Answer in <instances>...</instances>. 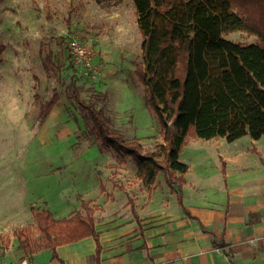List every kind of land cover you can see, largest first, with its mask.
Masks as SVG:
<instances>
[{
    "label": "rangeland",
    "instance_id": "1",
    "mask_svg": "<svg viewBox=\"0 0 264 264\" xmlns=\"http://www.w3.org/2000/svg\"><path fill=\"white\" fill-rule=\"evenodd\" d=\"M137 19L133 0H2L0 215H19L30 207L25 226L35 228L32 208L51 207L65 215L82 196L93 198L100 184L125 187L140 179L131 156L101 148L90 119L70 98L74 80L81 98L102 109L126 138L138 139L144 151L163 142L146 87L136 74L143 41ZM226 37L242 43L258 40L242 31ZM50 51L59 66L54 73L44 66ZM54 92L60 100L41 123V104ZM36 94L40 102H35ZM180 160L226 166L214 140L198 137L194 127ZM142 186L148 188L143 183L136 189Z\"/></svg>",
    "mask_w": 264,
    "mask_h": 264
},
{
    "label": "trees",
    "instance_id": "2",
    "mask_svg": "<svg viewBox=\"0 0 264 264\" xmlns=\"http://www.w3.org/2000/svg\"><path fill=\"white\" fill-rule=\"evenodd\" d=\"M2 0H0L1 4ZM141 31L142 60L136 74L146 87L147 103L157 116L163 142L144 151L138 139H128L112 127L102 109L81 98L72 81L70 98L90 119L102 149L131 156L137 175L151 190L159 172L167 182L185 183L189 164L180 160L191 127L202 139L225 137L233 142L245 135L264 136V0H133ZM242 31L258 40L242 43L226 37ZM4 48L0 45V55ZM1 60V58H0ZM48 72L58 71L53 53L46 54ZM35 102H40L39 94ZM60 100V94L41 104L45 122ZM85 212L57 218L48 209L32 208L35 228L13 231L19 248L33 260L35 253L51 250L88 236L98 240L95 209L83 201ZM38 236H34L33 230ZM5 239L10 234H1ZM226 248L224 242H217Z\"/></svg>",
    "mask_w": 264,
    "mask_h": 264
},
{
    "label": "crops",
    "instance_id": "3",
    "mask_svg": "<svg viewBox=\"0 0 264 264\" xmlns=\"http://www.w3.org/2000/svg\"><path fill=\"white\" fill-rule=\"evenodd\" d=\"M213 140L226 166L189 164L183 184L170 185L161 171L151 190L136 189L142 179L125 187L103 183L105 190L100 184L93 198L82 196L65 215L42 209L62 218L82 211V202L89 201L97 219L99 264H264V136ZM30 211L0 215V235L10 234L9 243L0 237V257L7 264H19L26 256L13 231L27 224ZM97 247L98 240L88 236L59 245L57 257L47 249L32 261L97 264Z\"/></svg>",
    "mask_w": 264,
    "mask_h": 264
},
{
    "label": "built area",
    "instance_id": "4",
    "mask_svg": "<svg viewBox=\"0 0 264 264\" xmlns=\"http://www.w3.org/2000/svg\"><path fill=\"white\" fill-rule=\"evenodd\" d=\"M252 242L256 243L255 240H253ZM0 264H7V262L0 257ZM19 264H34V262L28 256H25L20 260Z\"/></svg>",
    "mask_w": 264,
    "mask_h": 264
}]
</instances>
